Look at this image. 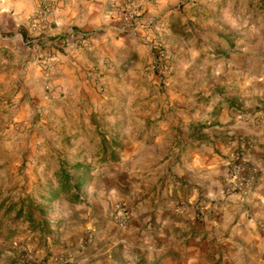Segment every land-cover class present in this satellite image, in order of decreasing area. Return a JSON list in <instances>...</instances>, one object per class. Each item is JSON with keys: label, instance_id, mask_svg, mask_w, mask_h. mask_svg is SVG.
<instances>
[{"label": "crops", "instance_id": "obj_1", "mask_svg": "<svg viewBox=\"0 0 264 264\" xmlns=\"http://www.w3.org/2000/svg\"><path fill=\"white\" fill-rule=\"evenodd\" d=\"M113 2L0 0V86H15L23 60L42 113L23 151L0 154V203L23 209L0 211V264H18L22 245L35 264H264V19L249 9L227 26L199 2L137 0L127 27ZM157 22L167 81L145 72ZM237 148L261 168L245 197L226 183ZM65 157L91 168L78 203L48 200ZM36 184L48 208L33 230ZM120 199L133 212L126 228L112 217Z\"/></svg>", "mask_w": 264, "mask_h": 264}, {"label": "rangeland", "instance_id": "obj_2", "mask_svg": "<svg viewBox=\"0 0 264 264\" xmlns=\"http://www.w3.org/2000/svg\"><path fill=\"white\" fill-rule=\"evenodd\" d=\"M148 1H156V0H148ZM184 1L185 3L186 2H190V3L199 2V4L203 8H208L209 10L214 12L212 15H210V17L217 18V19L221 17L224 18L225 22H227L225 23L227 24V26H234V25L239 24L238 22L241 21V18L243 17L242 16L243 13L247 12V10L249 9L250 10L254 9L253 14L256 17L257 22L259 20L261 21L264 19V0H184ZM134 2L137 8L140 10V6L137 5V0H134ZM181 4L183 5L184 3L181 2ZM227 8L229 11H233V12L228 13L229 15L224 14L220 16L221 13L223 12L225 13ZM158 32L159 31L157 30V33ZM161 34L163 35V30L161 31ZM152 49H153V58H154L156 51L153 48V44H152ZM15 52L16 54H19L21 56L27 54V51L19 46H17ZM171 58H172V55L170 53V58L168 60V63L170 60H172ZM5 66L6 64L0 63V71H2L3 69L5 70L6 69ZM146 66H145V72L147 74H150V75L157 74L162 78V80L167 81V78L169 77L168 74L171 70V66L169 64H168L169 70L166 71V74H165L166 76H162L159 73H148L146 71ZM14 67L16 68V71H17L15 86L11 89L0 86V154H4L5 152L9 150H13V148H16L17 151L19 150L23 151L24 148L22 144H20V137L25 138L26 134L29 133L28 132V129H29L28 122L31 121L29 119L33 118L35 120H39L42 118L41 111H37V107H36L38 105V101L34 98L33 95H30L28 80H26L23 77L24 75L23 71L24 72L26 71L27 65L23 64V60H21L17 62V64H14ZM99 78L101 79L102 77H99ZM100 81H102V79ZM45 88L48 89L49 86ZM31 104L34 106V109H31V107L29 106ZM29 113L31 114V116L28 115ZM8 143L10 144L8 145ZM39 152L40 150L38 149L35 150L34 155H37ZM32 157H33V160L31 161V164L33 165L36 163L35 162L36 160L34 161L36 157L34 156ZM92 161H95V160H92ZM98 162L100 163L101 159H97V163L95 165H98ZM77 163L82 164L81 162H76L73 157H69V158L65 157L63 159H60V162H58V159H56L55 164L56 166H58V169L56 172L58 173L60 171L61 165L64 164L69 169L71 174H75L74 176L76 177L77 175L75 173V170L72 169L71 166H74ZM90 165H92V163ZM56 179H57V174H56ZM46 191H47L46 187L43 184H36L35 187L33 188V191H32L33 196L30 199L32 200L33 203H31V206H29V208H31L30 211L32 212V216L35 215V213L41 216L45 215L44 211L48 207L44 206L45 208L44 207L41 208L39 206L41 204H44L45 201L43 200H46L43 198V196H45L46 194ZM1 195H3L2 192H0V196ZM16 197L17 198L19 197L18 194H16ZM7 199L9 198H7L6 196L3 199V201L0 203V211L4 209V212L6 214L11 213L13 211H18L19 200H17L15 204H12V206L13 205L15 206H13L12 210L9 211V208L4 206L5 201ZM33 218L35 219L34 222L32 221L33 223L31 224L33 230L40 229L42 227L41 226L42 222L39 223L38 221L39 217L33 216ZM43 218L44 217H42V220ZM45 219L47 220L48 218H44V220ZM45 223H46L45 226L47 227V230L45 231H46V234L48 235L50 233L49 226H51L52 222L50 219H48V221H46ZM52 243H54V241H52ZM24 248H26V250ZM18 253H19V256L17 257V260H16V263L18 264H35L38 259L37 256H35L34 252L30 251L28 247H26V245L20 246Z\"/></svg>", "mask_w": 264, "mask_h": 264}, {"label": "built area", "instance_id": "obj_3", "mask_svg": "<svg viewBox=\"0 0 264 264\" xmlns=\"http://www.w3.org/2000/svg\"><path fill=\"white\" fill-rule=\"evenodd\" d=\"M113 4L115 10L121 15L124 26L130 27L138 19V8L134 0H114ZM48 5L53 8L49 2ZM50 12L51 10L44 11L42 17ZM156 25L159 31L156 40L153 42V48L156 54L152 61L146 66V71L148 73H159L162 76H166V71L169 70L168 60L170 58V53L162 39L161 31L163 30L164 24L162 22H157ZM75 33V35L81 38L87 35L82 31H77ZM100 80L99 78V81ZM228 166L229 169L226 177L227 189L230 192L241 193L242 197L252 193L260 177L261 168L246 158L243 148H237L234 151ZM179 205L181 207V212H184L185 201L182 200ZM205 213L206 211L204 209L200 211L201 216H205ZM112 217L121 227L126 228L131 222L133 212L128 203L120 199L115 202ZM24 249L26 250V248Z\"/></svg>", "mask_w": 264, "mask_h": 264}, {"label": "trees", "instance_id": "obj_4", "mask_svg": "<svg viewBox=\"0 0 264 264\" xmlns=\"http://www.w3.org/2000/svg\"><path fill=\"white\" fill-rule=\"evenodd\" d=\"M25 35V32H23ZM29 43H32L30 41ZM113 145H117L116 143H112ZM108 145V144H107ZM112 145V146H113ZM104 150H107V146H104ZM114 155H111V159H114ZM106 158H101V161H105ZM72 169L75 170V173L78 174V176H74L75 174H71L69 169L62 164L60 171L57 173V187L50 191V196L48 200L52 202L53 200L64 198L67 201L71 203H78L80 201V190L84 185H86L89 181L88 175L91 173V168L89 166H86L84 164L77 163L74 166H71ZM2 205V204H1ZM13 208L12 204L9 206V211H11ZM17 216L22 217L23 216V209L22 207L20 210L17 211ZM30 220L31 222H34V218L32 216V213H30ZM48 221V219L43 220V223ZM32 222V223H33ZM46 224V223H45Z\"/></svg>", "mask_w": 264, "mask_h": 264}]
</instances>
